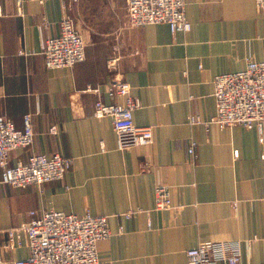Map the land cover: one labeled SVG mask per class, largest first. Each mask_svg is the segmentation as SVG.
Returning <instances> with one entry per match:
<instances>
[{"label": "crops", "instance_id": "crops-1", "mask_svg": "<svg viewBox=\"0 0 264 264\" xmlns=\"http://www.w3.org/2000/svg\"><path fill=\"white\" fill-rule=\"evenodd\" d=\"M18 3L0 0V115L21 128L30 113L34 140L10 151L9 163L59 152L71 167L63 179L26 187L2 182L0 169V240L31 210H90L108 217L111 232L97 243V264H187L188 248L218 240L240 241L238 264L262 263L264 128L210 122L213 77L264 59L255 0H185L191 29L176 32L163 22L127 27L126 0H23L22 14ZM64 12L85 41V59L50 68L42 46ZM115 44L119 76L141 101L134 122L153 130L152 143L126 150L117 148L111 117L93 115L97 98L125 101L108 91ZM158 186L169 188L172 207L155 208ZM24 235L2 247L0 264L29 256Z\"/></svg>", "mask_w": 264, "mask_h": 264}, {"label": "built area", "instance_id": "built-area-1", "mask_svg": "<svg viewBox=\"0 0 264 264\" xmlns=\"http://www.w3.org/2000/svg\"><path fill=\"white\" fill-rule=\"evenodd\" d=\"M18 12L22 14V2L18 0ZM42 1V0H41ZM264 13V0H255ZM167 23L172 32L188 31L191 22L186 15L185 0H126V26L140 27L151 23ZM85 41L74 27L71 16L64 12L60 31L47 37L42 46L47 67L73 66L85 59ZM121 54L118 44L113 46L106 65L111 74L109 95L125 97L123 103L104 102L97 98L93 115L110 116L116 135L117 148L126 150L153 142L151 126L135 124L133 111L141 106L140 98L131 93L130 84L119 76ZM216 112L210 122L219 128L241 125L264 128V59H248L245 68L218 73L213 77ZM86 90L97 91L88 86ZM190 123L201 122L195 114H189ZM34 128L31 114L23 117V126L0 115V169L1 181L17 187L30 184L41 185L65 177L71 167V159L59 152L50 155L32 152L26 161L9 163V153L33 144ZM195 142L188 147L194 153ZM155 208L173 206L167 186L155 190ZM21 228L6 230L7 240H0V263L2 247L14 248L22 243L23 234L29 246V256L11 260L12 264H97V243L111 234L106 215L85 210L82 214L67 213L49 208L36 213ZM130 213H127L129 215ZM23 233V234H22ZM187 264H238L241 258V243L238 240L205 241L186 250ZM260 264H264V261Z\"/></svg>", "mask_w": 264, "mask_h": 264}]
</instances>
